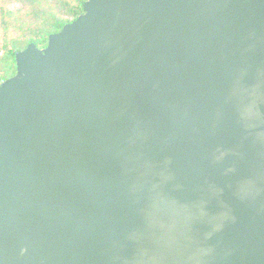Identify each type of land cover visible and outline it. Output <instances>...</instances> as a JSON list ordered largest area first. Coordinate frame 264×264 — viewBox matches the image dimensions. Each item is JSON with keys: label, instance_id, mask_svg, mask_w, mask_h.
I'll use <instances>...</instances> for the list:
<instances>
[{"label": "water", "instance_id": "water-1", "mask_svg": "<svg viewBox=\"0 0 264 264\" xmlns=\"http://www.w3.org/2000/svg\"><path fill=\"white\" fill-rule=\"evenodd\" d=\"M0 81V264H264V0H86Z\"/></svg>", "mask_w": 264, "mask_h": 264}, {"label": "trees", "instance_id": "trees-1", "mask_svg": "<svg viewBox=\"0 0 264 264\" xmlns=\"http://www.w3.org/2000/svg\"><path fill=\"white\" fill-rule=\"evenodd\" d=\"M85 1L0 0V40L4 49L0 56V81L15 75L16 52L31 42L44 48L51 34L84 12ZM10 4L17 6L11 8Z\"/></svg>", "mask_w": 264, "mask_h": 264}, {"label": "built area", "instance_id": "built-area-1", "mask_svg": "<svg viewBox=\"0 0 264 264\" xmlns=\"http://www.w3.org/2000/svg\"><path fill=\"white\" fill-rule=\"evenodd\" d=\"M3 54H4V49H3L2 41L0 40V56H3Z\"/></svg>", "mask_w": 264, "mask_h": 264}, {"label": "rangeland", "instance_id": "rangeland-1", "mask_svg": "<svg viewBox=\"0 0 264 264\" xmlns=\"http://www.w3.org/2000/svg\"><path fill=\"white\" fill-rule=\"evenodd\" d=\"M8 6V5H7ZM15 6H17V5H15V4H10L9 5V7H11V8H13V7H15Z\"/></svg>", "mask_w": 264, "mask_h": 264}]
</instances>
